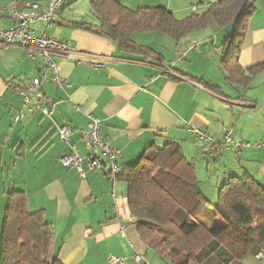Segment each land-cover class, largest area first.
<instances>
[{"label": "crops", "instance_id": "obj_1", "mask_svg": "<svg viewBox=\"0 0 264 264\" xmlns=\"http://www.w3.org/2000/svg\"><path fill=\"white\" fill-rule=\"evenodd\" d=\"M45 1H0V25H13L5 12L10 3ZM118 1L130 10L164 7L182 20L193 13H203L219 0ZM64 8L58 11L47 32L65 41L73 52L71 58H54L57 75L67 84L65 88L54 86L52 73L42 59L29 60L26 51L17 45L0 48V237L4 193L16 190L25 193L30 212H44L52 227V253L61 264H108L109 255L124 259V264H137L131 259L135 253L144 255L148 264H170L166 257L160 258L140 241L128 212L124 181L113 182L100 171L86 172L85 178L80 179L75 170L60 165L59 159L69 150L60 142L57 128L66 125L72 130L70 143L85 157L88 149L83 133L88 117L96 118L100 135L121 152L117 161L120 169L133 165L150 146L176 143L185 158L196 163L198 181V171H203L204 166L189 158L192 153L188 143H192L205 163L214 162L223 169L218 183L230 175L241 177L247 173L264 188V153L254 149L236 153L223 144L226 128H231L234 137L242 142L264 141V118H254L258 111L256 98L245 101L237 91L234 96V88L240 87L230 85L221 69L222 45L228 36L224 35L223 40L222 28L215 24L190 33L181 43L158 33L132 34L135 45L159 56L154 60L124 52L103 36L74 28L73 24L84 23L88 18L65 17ZM36 28L42 27L39 24ZM192 45L196 46L188 50ZM77 58L84 60L76 63ZM91 59L101 60L105 66L94 69L87 63ZM262 63L264 0H257L239 65L248 69ZM42 74L49 80L41 83L37 97L50 104V117L36 110L33 101L24 107L19 95L23 87ZM203 83L218 92L204 88ZM251 88L260 89L264 96V68L246 90ZM235 109L240 113L234 122ZM241 119L244 124L238 127ZM190 128L207 132L214 143L197 142ZM218 148L220 151L212 155L210 151ZM210 168L207 165L205 171L208 173ZM230 168L234 170L230 172ZM115 203L116 213L112 211ZM214 223L222 224L217 220ZM121 227L124 237L120 235ZM208 228L213 226L208 223ZM241 264H264V257L252 250Z\"/></svg>", "mask_w": 264, "mask_h": 264}, {"label": "trees", "instance_id": "obj_2", "mask_svg": "<svg viewBox=\"0 0 264 264\" xmlns=\"http://www.w3.org/2000/svg\"><path fill=\"white\" fill-rule=\"evenodd\" d=\"M90 10L94 21L73 24L74 28L103 36L124 52L154 60L159 56L135 45L132 34L158 33L181 43L210 24L219 28L233 24L222 45L221 69L226 81L246 88L264 68V63L248 69L239 65L254 12L252 0H219L203 13L182 20L164 7L130 10L118 0H90ZM195 170L194 162L185 158L176 143L150 146L133 165L120 169L117 180L127 185L128 212L142 244L170 264H241L252 250L264 257V188L247 173L230 175L211 204L198 187ZM4 198L0 264H61L52 253V227L44 212H30L22 191L6 190ZM207 206L213 208L221 225L210 229L208 222L201 221Z\"/></svg>", "mask_w": 264, "mask_h": 264}, {"label": "built area", "instance_id": "obj_3", "mask_svg": "<svg viewBox=\"0 0 264 264\" xmlns=\"http://www.w3.org/2000/svg\"><path fill=\"white\" fill-rule=\"evenodd\" d=\"M252 1L255 2L257 0ZM62 4L63 0H46L44 3H10L6 7L5 12L12 20L13 25L10 28H4L0 25V48L17 45L26 51L29 60L34 62L37 58L42 59L52 73L51 82L59 89L65 88L67 84L58 77L54 58H71L73 52L65 41L53 38L48 34L47 30L54 22L58 11L62 8ZM192 11H194V8H192ZM39 24L42 27L41 29L36 28V25ZM195 46L188 47V50ZM177 51L179 53V48ZM83 60L77 58L74 61L81 63ZM87 63L94 69H101L105 66L101 60L91 59ZM48 80L49 78L42 74L39 78L31 80L28 85L19 91L24 107H27L33 101V107L39 110L44 117H50L51 107L49 103L38 98L37 93L41 83ZM19 116L22 117V114ZM189 132L194 135L197 142L214 143L213 139L205 131L190 128ZM57 134L60 142L69 150L67 154L59 159V163L63 168L75 170L80 179L85 178L86 172L100 171L111 181L115 182L117 180L120 173L117 161L121 157V152L111 145L110 140L100 135V123L96 118L88 117L87 130L83 133L85 146L88 149V155L85 157L80 156L70 143L72 130L68 126H59ZM223 144L236 153L243 149H254L264 153V141L255 144L244 143L234 137L233 130L230 128L224 129ZM219 151L218 148L210 152L214 155ZM112 197L115 199L114 195ZM112 211L114 213L118 212L116 203L113 205ZM124 232V227H121L120 235L122 237H124ZM131 259L137 264H148L145 256L138 253H135ZM107 262L108 264H124V259L109 255Z\"/></svg>", "mask_w": 264, "mask_h": 264}, {"label": "rangeland", "instance_id": "obj_4", "mask_svg": "<svg viewBox=\"0 0 264 264\" xmlns=\"http://www.w3.org/2000/svg\"><path fill=\"white\" fill-rule=\"evenodd\" d=\"M2 1L4 4L7 2V0H0ZM75 1L76 0H66L65 2H63V7H65L62 11L63 15L66 16H71V15H78V18L82 17V18H88L86 20V22H93L94 19L91 18V10H90V0H79L78 4L75 6L74 9H70L69 7H71L72 5H75ZM234 25L231 24L225 28H222V31L220 32L221 38H223V40L225 39V36H229L232 33ZM224 29V30H223ZM197 32V31H195ZM248 87L244 88V87H240V88H234V96L235 91L240 92L241 96H243V100L248 101L252 98V96H254L256 98L255 103H257L258 105V111L257 113L254 115V118L257 117V119H262L264 118V96L260 95V89L256 88V89H248L246 90ZM236 110V109H235ZM237 112H235V117H234V122L235 120H237L239 118V111L240 110H236ZM245 115H250V114H245ZM244 117H249V116H244ZM256 119V118H255ZM243 122L242 119L238 122V127L239 126H243ZM231 129V128H230ZM244 142V141H243ZM245 143V142H244ZM165 144L160 145L157 148H163ZM187 145V144H186ZM188 147L190 148V151L192 153V155H190L189 158H195V160H197L199 163H203V171L200 170L198 171V182H199V187L201 189V191L203 192L205 198L207 199V201L211 204H213L216 200V194H217V189L218 186H220L221 183H218L220 181H218L217 179L219 178V176L222 174L221 172H223V169H220V166H216L214 162H210L207 164V162L205 163L199 156V151L196 150V148L194 147V145L192 143H188ZM194 156V157H193ZM193 161V159L191 160ZM194 162V161H193ZM229 163H227V166ZM194 165L196 166V163L194 162ZM210 165V169H209V174L205 171L206 166ZM234 169L230 168L229 171L232 172ZM231 174V173H230ZM217 220L219 223H221V220L215 216L213 208L211 206H207L205 209V216L203 218H201L202 222L205 223H209L212 226H216L214 221ZM243 259V258H242Z\"/></svg>", "mask_w": 264, "mask_h": 264}]
</instances>
